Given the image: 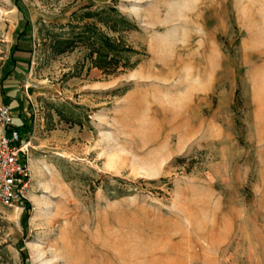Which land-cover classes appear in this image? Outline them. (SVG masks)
Returning <instances> with one entry per match:
<instances>
[{
    "label": "rangeland",
    "instance_id": "rangeland-1",
    "mask_svg": "<svg viewBox=\"0 0 264 264\" xmlns=\"http://www.w3.org/2000/svg\"><path fill=\"white\" fill-rule=\"evenodd\" d=\"M85 27L133 52L58 40ZM17 94L31 191L0 203V264H264V0H0Z\"/></svg>",
    "mask_w": 264,
    "mask_h": 264
},
{
    "label": "built area",
    "instance_id": "built-area-1",
    "mask_svg": "<svg viewBox=\"0 0 264 264\" xmlns=\"http://www.w3.org/2000/svg\"><path fill=\"white\" fill-rule=\"evenodd\" d=\"M0 125L11 128L0 136V203L6 207L23 206L29 200L32 170L17 126L8 105L0 106Z\"/></svg>",
    "mask_w": 264,
    "mask_h": 264
},
{
    "label": "trees",
    "instance_id": "trees-1",
    "mask_svg": "<svg viewBox=\"0 0 264 264\" xmlns=\"http://www.w3.org/2000/svg\"><path fill=\"white\" fill-rule=\"evenodd\" d=\"M108 15L110 16L111 19L109 21H111V23L114 24V27H118V26L121 27L123 24H127L124 16L120 15L117 10L110 11ZM84 29L87 30L85 32H81L78 35V38L63 39L62 35H58V40H60L63 43H66L67 45H69L70 43H74L72 39L88 40V42L91 44V46H93L95 52L97 53L98 58L96 60L98 61V64L103 62L106 63L107 66L115 67V69L121 63L120 60L123 59L124 54L127 53L130 55L131 52H133L132 49L130 48L127 49L123 45H120L116 41L112 40L111 38L104 36L103 34H100L99 31H97V29H94L92 27L90 28L85 27ZM17 129L21 133V128L17 127ZM10 133H11V128L8 127L6 130V134L10 135Z\"/></svg>",
    "mask_w": 264,
    "mask_h": 264
},
{
    "label": "crops",
    "instance_id": "crops-1",
    "mask_svg": "<svg viewBox=\"0 0 264 264\" xmlns=\"http://www.w3.org/2000/svg\"><path fill=\"white\" fill-rule=\"evenodd\" d=\"M19 94L12 96V98L8 99V105L11 107L10 109L13 110V124H15L17 127L21 128V135L22 137L26 135L27 130L25 129V114L24 110L22 108V102L21 100H17L16 96Z\"/></svg>",
    "mask_w": 264,
    "mask_h": 264
}]
</instances>
